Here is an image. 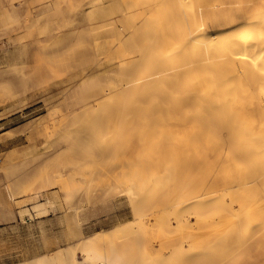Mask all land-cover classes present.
Here are the masks:
<instances>
[{
  "label": "rangeland",
  "instance_id": "1",
  "mask_svg": "<svg viewBox=\"0 0 264 264\" xmlns=\"http://www.w3.org/2000/svg\"><path fill=\"white\" fill-rule=\"evenodd\" d=\"M86 1L0 0V133H3L0 135V163L11 162L26 171L28 176L24 174V178H30L27 181L21 179L24 180L22 182H27L26 186L40 189L42 185L58 182L57 186L54 185L55 189L50 190L59 195L64 207L43 216L48 232V250L65 245L71 232L68 230L71 229L69 213L83 198H95L89 204L96 212L89 214L85 221L86 234L105 228V235L109 237L113 228L128 223L135 227V231L127 230L112 236L114 241H118L116 243L110 240L111 244L117 246L116 249L108 244V248L125 259H129L130 252L136 249L146 247L155 251L165 244L179 248L189 239L192 243H198L207 234L210 235L209 241H212V238L225 234L237 224L246 225L240 220L243 212L226 206L221 209L219 218L208 219L198 213H192L190 218L177 216L176 207L188 195L215 194L227 189L230 179L235 176L232 157L214 146L215 139L195 135L199 130V114H195L197 118L190 116L193 115L188 113L190 106L185 102L178 103L174 97L161 103L163 108L166 102L170 107L158 114L156 112L158 116L154 119L159 121L155 123L144 112L134 115L128 111V116H118L121 118L117 119L109 107L113 102L111 98L103 103L101 101L103 105L98 102L100 99L97 101V93L103 88L102 84L108 80L111 72L95 68L101 62L96 56L95 41L82 39L63 47L64 40L61 41L54 33L55 26L66 21L60 18L56 8L58 4L72 5V9L80 12L84 9L81 13H86L91 9ZM139 1L142 3L144 0ZM103 2V5L106 6L108 2L107 5L110 6L109 1ZM50 5L54 6L46 13H37L38 9L48 8ZM10 9L17 11V20L11 23L5 15ZM103 20L98 22H102L100 25L104 23L102 28L106 29L110 26L106 25L110 20ZM87 23L88 18L80 15L74 25H81L82 32L85 33ZM50 44H53L50 50L55 48L59 53L51 54L49 50H43L45 45ZM18 50L25 54L19 55ZM15 62L17 67L14 68L12 64ZM193 87V84L187 86L190 89ZM177 95L179 93L175 92L174 96ZM90 98H96L98 103H91L87 109L90 104L86 101L89 103ZM77 121L80 122L77 124ZM61 124L67 129H63L62 137H65L58 139L54 135ZM47 128L51 132L46 131ZM89 133H92V137ZM53 137L58 145L64 144L63 151L56 152L57 156L53 153L50 158L45 154L31 166L23 151L29 148L35 153L42 148L47 151V145L53 143ZM153 140L155 142L152 143ZM196 144H199L202 151L200 157L194 160L197 161L194 167L190 169V161L178 166L170 155L171 149L183 146L189 149L187 152L194 154L191 149ZM59 168L63 170L61 176H58ZM168 174L171 176L167 177ZM258 180L263 185L259 190L258 225L251 226L245 232V238H251L257 229L262 236L261 241L243 250L238 257L230 252L223 258L225 264H264V179L260 176ZM134 181L139 182L141 187L136 201L144 195L138 213H135L128 194L123 191ZM2 183L0 182V202L9 205L15 213L25 207L34 211V205L44 198L41 195L40 200H30V191H25L11 200ZM141 184H144V188ZM241 203L245 204L247 201L242 198ZM25 217L30 220L28 214ZM20 220L18 216L15 220L0 222V264L18 260L26 255V249H38L39 219L30 221L36 237L28 233L29 223H23L22 228L17 227ZM125 220L127 223H123ZM215 258L212 253L203 263L214 264L212 259Z\"/></svg>",
  "mask_w": 264,
  "mask_h": 264
},
{
  "label": "bare ground",
  "instance_id": "2",
  "mask_svg": "<svg viewBox=\"0 0 264 264\" xmlns=\"http://www.w3.org/2000/svg\"><path fill=\"white\" fill-rule=\"evenodd\" d=\"M107 1L110 6L107 5L108 2L106 6L103 5V0H87L91 9L86 13H81L84 9L80 8V12L72 9V5L56 3L60 18L66 21L58 23L54 33L61 41L64 40L63 47L82 39L95 41L96 58L101 61L95 68L111 72L108 80L103 81V88L97 85L101 88L97 93V101L100 99L98 102L103 103L111 98L113 102L109 107L117 119L121 118L118 116H128V111H131L134 115L144 112L153 123L158 122L154 118L170 107L168 102L165 108L161 105L169 97H174L178 103L188 104V113L193 114L190 116L201 114L202 117H196L200 122L195 135L215 139L214 146L232 157L235 176L230 179L227 189L215 194L205 192L207 195H188L174 211L177 216L184 218L198 213L209 219L219 218L221 209L226 206L243 212L240 220L246 225L237 224L225 234L212 238V241H209L210 235L206 233L198 243H192L189 239L179 248L163 243L165 245L155 251L146 247L136 249L130 252V257L127 256L129 259H125L108 248V244L116 249L117 246L110 242L112 236L127 230L135 231V227L128 223L113 228L109 237L105 235V228L86 234L85 221L96 210L89 206L95 198H83L69 213L71 229L68 230L71 232L66 237L67 242L49 251L48 232L43 216L64 207L59 195L50 190L55 189L54 185L58 182L50 180L52 183L39 186L40 189L26 186V181L30 178H24L26 171L6 161L5 164L8 165L0 167V182H3L11 200L25 191H30V200H40L41 195L44 197L34 205V211L25 207L15 213L9 205L0 202V222L15 220L19 216L21 220L17 227L22 228L23 223H29L28 233L32 237H36V231L30 221L39 219L37 251L26 249V255L7 264H205L203 262L212 253L216 257L212 259L214 264H225L223 258L227 254L233 252L238 257L243 250L259 243L262 237L257 229L251 238H245V232L251 226L258 225L259 190L263 187L258 178L261 176L264 179V0H144L142 3L139 0ZM53 6L40 8L37 13H46ZM5 15L10 23L17 20V11L13 9ZM80 15L88 18L85 33L82 32L81 25H74ZM105 18L110 20L106 23L110 25L106 29L102 28L104 23L100 25L102 22H98L106 20ZM52 46L53 44L45 45L43 50H49L51 54L59 53L55 48L50 50ZM16 65L12 64L14 68ZM190 84L194 85L191 89L187 88ZM175 92L179 95L174 96ZM242 92L244 95H241ZM90 99L89 103L86 101L90 105H83L87 109L91 103H98L96 98ZM248 99L250 107H247ZM78 122L80 121L77 124ZM61 125L57 132L54 130L56 127L53 126L52 129L58 139L65 137L62 135L66 127ZM46 131L51 132L48 128ZM91 135L92 133L89 136ZM52 140L53 143L47 145V151L42 147L37 153L30 148L23 151L31 166L45 154L50 158L53 153L63 151L64 144L58 145L54 137ZM188 150L183 146L174 147L170 155L178 166L190 161L191 169L197 162L194 160L200 157L202 148L196 144L191 149L194 154H190ZM186 169L189 170L188 167ZM57 172L58 176L63 174L60 168ZM170 176L168 174L167 177ZM22 178L26 181L22 182ZM61 183L65 184L64 181ZM138 183H127L129 185L123 190L128 194L135 213L139 212L144 196L136 201L141 188ZM242 198L247 203L240 204ZM26 214L30 220H27ZM125 222L126 220L123 223Z\"/></svg>",
  "mask_w": 264,
  "mask_h": 264
},
{
  "label": "crops",
  "instance_id": "3",
  "mask_svg": "<svg viewBox=\"0 0 264 264\" xmlns=\"http://www.w3.org/2000/svg\"><path fill=\"white\" fill-rule=\"evenodd\" d=\"M18 52H19V55H21V54H25L24 52H21L20 50H18ZM16 63V62H15ZM17 64V63H16ZM1 134H3V133H0V135ZM5 165H8V164H5V162L3 163V164H1L0 163V167H2V166H5ZM0 172H2V170H0ZM1 177V176H0ZM11 263V262H10ZM7 264V263H6Z\"/></svg>",
  "mask_w": 264,
  "mask_h": 264
}]
</instances>
